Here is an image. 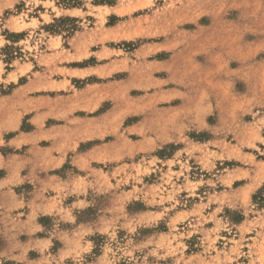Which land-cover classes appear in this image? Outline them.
I'll use <instances>...</instances> for the list:
<instances>
[{
  "label": "rangeland",
  "instance_id": "1",
  "mask_svg": "<svg viewBox=\"0 0 264 264\" xmlns=\"http://www.w3.org/2000/svg\"><path fill=\"white\" fill-rule=\"evenodd\" d=\"M0 264H264V0H0Z\"/></svg>",
  "mask_w": 264,
  "mask_h": 264
}]
</instances>
